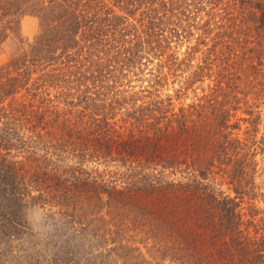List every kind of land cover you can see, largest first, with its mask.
Here are the masks:
<instances>
[{
    "label": "trees",
    "instance_id": "obj_1",
    "mask_svg": "<svg viewBox=\"0 0 264 264\" xmlns=\"http://www.w3.org/2000/svg\"><path fill=\"white\" fill-rule=\"evenodd\" d=\"M9 41L0 243L26 241L38 207L51 264H264V0H0Z\"/></svg>",
    "mask_w": 264,
    "mask_h": 264
},
{
    "label": "rangeland",
    "instance_id": "obj_2",
    "mask_svg": "<svg viewBox=\"0 0 264 264\" xmlns=\"http://www.w3.org/2000/svg\"><path fill=\"white\" fill-rule=\"evenodd\" d=\"M121 14H124L121 12ZM209 20V17L206 15V13H203L199 16L198 21H201L200 25L205 24ZM40 30V23L39 20L35 17H26L22 23L20 28V34L24 38L25 41H28L29 43H32L35 39V37L38 35ZM196 34L198 35L197 30H195ZM217 32V31H216ZM196 44V40H193V44ZM212 44H210L209 47H211ZM188 44H186L183 47L182 52L184 53L186 51V47ZM16 49V42L9 41L5 46L4 50L0 52V68L6 65L10 60L12 55L15 53ZM206 48H202V51H205ZM198 58H202V52L198 54ZM173 79L170 76V88L169 91H166L167 94L170 95H177L176 91L180 89L179 84H176L173 86ZM184 82V80H178V82ZM205 82L198 83L190 91H188L187 96L184 100L179 101L176 100V104L178 108L181 106V103L183 101L186 104H190L193 102L195 97L201 96L205 94V90L208 92L210 87L213 86L214 79H205ZM181 83V82H180ZM185 93V91H184ZM23 93L19 94L14 99H9L6 103H16L20 104L27 99H24ZM16 100V101H15ZM263 114H264V109ZM247 125H244V130L246 129ZM261 132L259 134L258 139L260 140L264 135V123L260 128ZM28 135H32L30 132L27 133ZM243 134V133H242ZM244 136V134H243ZM258 160L260 162V173L263 174V177L258 179V184L262 185L264 183V154L260 155L258 157ZM92 168V167H91ZM257 205L264 209V202H257ZM26 220L29 224L30 233L27 236L26 241H18V240H11L9 242H3L0 243V264H51L54 262L56 258V253L53 250V244H55V235L57 230H59L55 226V222L50 218L49 211L47 209H42L38 207L34 208H28L25 211ZM62 229V228H61ZM63 230V229H62ZM64 232V230L62 231ZM71 241L73 243H76L72 241L71 234L69 231L66 230L65 236L63 238V241ZM54 242V243H51ZM66 246V245H65ZM141 248L144 252V254L147 257H151L153 254V251H151V245L145 246L141 245ZM151 253V254H150ZM85 264H93V262L97 261H82ZM166 264H171L169 261Z\"/></svg>",
    "mask_w": 264,
    "mask_h": 264
}]
</instances>
